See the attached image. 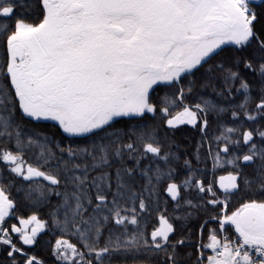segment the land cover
Listing matches in <instances>:
<instances>
[{"label": "snow or ice", "instance_id": "obj_1", "mask_svg": "<svg viewBox=\"0 0 264 264\" xmlns=\"http://www.w3.org/2000/svg\"><path fill=\"white\" fill-rule=\"evenodd\" d=\"M0 264H264V0H0Z\"/></svg>", "mask_w": 264, "mask_h": 264}, {"label": "trees", "instance_id": "obj_2", "mask_svg": "<svg viewBox=\"0 0 264 264\" xmlns=\"http://www.w3.org/2000/svg\"><path fill=\"white\" fill-rule=\"evenodd\" d=\"M45 123L49 126V128H52L53 122L48 121ZM213 131H214V127H213ZM176 135H177L178 140L187 141L188 144H192L194 141L199 139L198 133L195 130L190 129L188 126H182L181 130H179L176 133ZM210 167H211V163L209 162V168ZM219 174H223V173L221 172ZM13 221L16 222L15 220H13Z\"/></svg>", "mask_w": 264, "mask_h": 264}, {"label": "rangeland", "instance_id": "obj_3", "mask_svg": "<svg viewBox=\"0 0 264 264\" xmlns=\"http://www.w3.org/2000/svg\"><path fill=\"white\" fill-rule=\"evenodd\" d=\"M12 222H14V221H12Z\"/></svg>", "mask_w": 264, "mask_h": 264}]
</instances>
